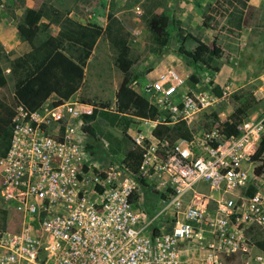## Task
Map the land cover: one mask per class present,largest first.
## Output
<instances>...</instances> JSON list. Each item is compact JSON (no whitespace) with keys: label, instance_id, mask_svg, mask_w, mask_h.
Instances as JSON below:
<instances>
[{"label":"built area","instance_id":"2783aa9c","mask_svg":"<svg viewBox=\"0 0 264 264\" xmlns=\"http://www.w3.org/2000/svg\"><path fill=\"white\" fill-rule=\"evenodd\" d=\"M184 83L167 66L144 85L158 114L141 120L184 121L191 135L171 143L152 128L148 141L129 134L144 149L137 173L86 161L82 127L94 104H18L0 156V264H193L183 256L189 244L194 264H264V187L253 181L264 174L254 165L264 117L244 115L227 135L219 119L199 121L212 101Z\"/></svg>","mask_w":264,"mask_h":264},{"label":"rangeland","instance_id":"374dc122","mask_svg":"<svg viewBox=\"0 0 264 264\" xmlns=\"http://www.w3.org/2000/svg\"><path fill=\"white\" fill-rule=\"evenodd\" d=\"M28 7L47 9L48 16L41 19L42 23L52 20L44 31L37 33L35 44L60 31H80L82 27L92 25L104 28L108 11L113 12L121 21L123 29L130 33L127 43L131 48L130 75L134 82L130 85L129 94L141 105L150 104L151 100L143 90L144 85L154 80L166 66L177 70L185 79L183 89L190 93L191 85L196 84L190 80V74L195 73L204 84L209 79L212 80L220 69V79L227 85L224 89L228 94L226 101L219 102L220 105H226L227 109L218 113L235 109L239 105L234 97L236 95L255 99L247 111L248 115L257 111L258 117L264 116V0H0V23L7 20L11 22V26L5 23L4 27L8 37L13 39L12 36L17 34L19 38H24L15 28L22 22ZM54 10L59 11L58 22H53ZM149 11L164 13L169 17L171 34L162 51L157 49L147 26ZM206 15L211 17L209 26L203 25ZM175 20L180 23L175 25ZM214 43L221 47V52L212 57L210 67H207L198 57L204 47L212 48ZM18 44L13 42V49L8 52H5L1 44L0 65L4 75H12L9 65L12 59L19 56L16 50ZM65 50L74 58L84 55L82 47L71 42H66ZM116 57L117 49L112 35L103 31L95 37L91 51L84 57V79L74 98L96 106L108 103L113 108L119 79ZM12 89L9 87L10 96L13 95ZM211 112L205 109L199 121L203 123L205 119H212L209 115ZM85 126L94 127L97 131V125L93 121ZM117 127L121 134L123 128H127L133 137H136V133H141L145 136V141H148L146 135L152 128L128 114L121 116ZM82 129L84 130L83 127ZM84 133L87 135L85 151L88 163L98 168H106L108 165L121 167L122 155L109 153L98 132L90 135L84 130ZM254 165H264V153L255 159ZM253 181L259 183L262 189L264 174ZM142 189V193H150L149 186ZM185 249L184 258L194 264L198 257L197 247L189 244Z\"/></svg>","mask_w":264,"mask_h":264},{"label":"trees","instance_id":"16d2710c","mask_svg":"<svg viewBox=\"0 0 264 264\" xmlns=\"http://www.w3.org/2000/svg\"><path fill=\"white\" fill-rule=\"evenodd\" d=\"M52 12H55V21L53 22H58L59 11ZM47 16V9L30 7L25 10L22 22L17 25L18 32L28 41L31 50L15 57L10 62L15 81V91L11 96L7 79L0 65V156L6 155L11 144V120L16 113L15 107L22 104L25 109L35 111L51 94L58 97L54 103L73 96L84 79V59L91 51L95 37L102 34L103 31H107L112 35L113 44L117 49L116 65L123 73V79L115 93L113 108L108 103H101L94 107L91 114L84 115L85 122L96 123L97 131L91 126L84 125L83 128L90 135H96L98 132L107 142L109 153L112 155L121 154L122 163L130 171L137 173L143 159L144 149L128 134L127 128L122 129L121 137L115 136L104 128L106 122L117 124L124 114L150 120L157 118L158 113L154 105H141L134 101L129 94L130 85L134 81L130 75L131 48L127 43L130 33L123 29L121 21L113 12L108 11L104 28L92 25L84 26L80 31H60L56 35H48L43 41L35 44L34 39L37 33L44 31L52 22L49 19L50 21L47 23H42L41 19ZM210 18L208 15L203 18L204 26H209ZM146 20L153 42L157 49L162 51L168 44L171 34L168 15L149 11ZM173 23L177 25L180 21L175 20ZM66 42L81 46L84 55H79L77 58L69 55L65 50ZM220 52L221 47L214 43L212 48L204 47L198 58L203 65L210 67L209 63L212 57ZM214 92L216 95H221V91L217 88ZM234 97L239 101V105L229 115L228 120L224 123L221 122L222 130L227 135L237 133L236 124L247 114L254 102L253 97L246 98L236 95ZM209 115L215 120L219 119L215 112H211ZM152 135L161 140L167 139L172 143L178 137H190L191 132L184 121H178L170 126L164 123L157 124L152 129ZM263 153L264 131L261 134L258 151L254 158L257 159ZM255 172L256 174L264 173V165L256 167ZM255 191L254 185L247 189L249 195L254 194ZM6 220L7 211L0 206V228L6 229ZM261 246L264 247V245Z\"/></svg>","mask_w":264,"mask_h":264},{"label":"crops","instance_id":"0c3cea01","mask_svg":"<svg viewBox=\"0 0 264 264\" xmlns=\"http://www.w3.org/2000/svg\"><path fill=\"white\" fill-rule=\"evenodd\" d=\"M28 8H30V7H28ZM1 23H3V24H1ZM1 23H0V42L4 46L5 52H8L9 50H12L13 49V42H18L19 43L18 44V47H16V50L19 52V54H18L19 56H21V55H23V54H25V53H27V52H29L31 50V46H30V44L28 43V41L25 38H22L21 39V38L18 37L17 34L14 35V36H12L13 39L11 37H8V35H7L4 27L6 26V24L9 25V26H11L10 25L11 24L10 20L3 21ZM15 31L16 32L18 31L17 30V26L15 28ZM241 40H242V36H241ZM9 66L11 67V64ZM9 66H7V67H9ZM11 74H12V67H11ZM220 74H221V70L219 69L217 71V74L213 77V79L212 80L209 79L208 80V83H204V84H202V80H200L198 78V76H196L195 73L190 74L189 75L190 80L193 81L194 83H196L194 85H191L190 91L192 93H194V94H197V93H201L202 92V93H205L206 95H208L210 97L212 103L209 104L206 109L208 111H212V112L215 111L216 114L218 115L219 120L221 122H225L226 120H228L229 115L233 112L234 109L233 110L232 109H229V111L227 113H225V112L218 113V111H221L223 109L225 111V109H227V106L226 105H220L219 102L226 101L225 99H222L223 93H225L226 95L228 94L225 91V89H224L225 87H227V85L224 83V80L223 79L222 80L220 79L221 78L220 77ZM117 76H118L119 79L117 81V85H116V88H115L116 91L119 88V85H120V83H121V81L123 79V73L119 70V68H117ZM5 77H6L7 82H8V87H11L12 88V86H13L12 92L14 94V91H15L14 83H15V81H14L13 74L12 75L5 74ZM198 82H200V83H198ZM210 82H212V83H210ZM216 88L221 91V95H216L215 94L214 90ZM57 99H58V97L55 94H51L45 100V102L41 105V109L44 108L43 105L45 106L48 103L53 102V101H55ZM70 99H75L74 98V95L71 96ZM215 100H217V101H215ZM83 102H87V101H83ZM87 103H90V102H87ZM246 115H248V114H246ZM222 116H224V118ZM249 116H251V117H258V112L256 111L252 115H249ZM263 117H261V118H263ZM136 118H138L139 120H141V118H139V117H136ZM145 119H147V118H145ZM104 128L106 130H108L109 132H111L112 134H114L115 136H118V137H121L122 136V134L120 133L121 130L117 127V124L111 125L110 123L106 122L104 124ZM128 134H131V133H128Z\"/></svg>","mask_w":264,"mask_h":264},{"label":"clouds","instance_id":"9594fccd","mask_svg":"<svg viewBox=\"0 0 264 264\" xmlns=\"http://www.w3.org/2000/svg\"><path fill=\"white\" fill-rule=\"evenodd\" d=\"M87 158V157H86ZM87 161V160H86Z\"/></svg>","mask_w":264,"mask_h":264}]
</instances>
